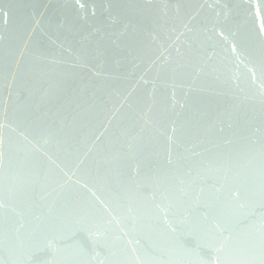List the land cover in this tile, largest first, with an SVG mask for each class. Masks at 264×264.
<instances>
[{
  "label": "water",
  "instance_id": "1",
  "mask_svg": "<svg viewBox=\"0 0 264 264\" xmlns=\"http://www.w3.org/2000/svg\"><path fill=\"white\" fill-rule=\"evenodd\" d=\"M0 264H264V0H0Z\"/></svg>",
  "mask_w": 264,
  "mask_h": 264
}]
</instances>
